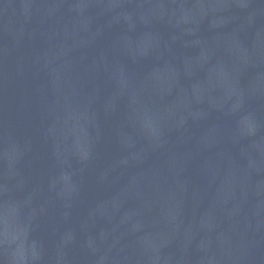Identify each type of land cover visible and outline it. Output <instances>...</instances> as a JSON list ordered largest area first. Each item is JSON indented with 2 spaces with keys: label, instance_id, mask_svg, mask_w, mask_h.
<instances>
[{
  "label": "water",
  "instance_id": "water-1",
  "mask_svg": "<svg viewBox=\"0 0 264 264\" xmlns=\"http://www.w3.org/2000/svg\"><path fill=\"white\" fill-rule=\"evenodd\" d=\"M0 264H264V0H0Z\"/></svg>",
  "mask_w": 264,
  "mask_h": 264
}]
</instances>
